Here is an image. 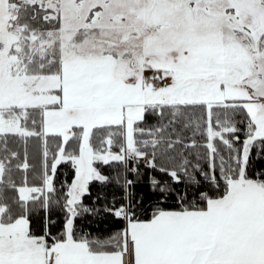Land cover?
<instances>
[{
  "label": "snow or ice",
  "instance_id": "obj_1",
  "mask_svg": "<svg viewBox=\"0 0 264 264\" xmlns=\"http://www.w3.org/2000/svg\"><path fill=\"white\" fill-rule=\"evenodd\" d=\"M0 264H264V0H0Z\"/></svg>",
  "mask_w": 264,
  "mask_h": 264
}]
</instances>
